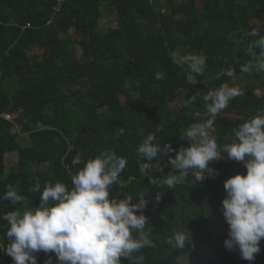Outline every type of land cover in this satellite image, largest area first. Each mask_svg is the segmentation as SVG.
Returning a JSON list of instances; mask_svg holds the SVG:
<instances>
[{
  "label": "trees",
  "instance_id": "obj_1",
  "mask_svg": "<svg viewBox=\"0 0 264 264\" xmlns=\"http://www.w3.org/2000/svg\"><path fill=\"white\" fill-rule=\"evenodd\" d=\"M162 2L65 0L56 11L58 0H0V216L38 207L40 193L30 191L37 180L41 192L46 183L57 181L71 189V177L88 160L111 151L125 157L127 166L110 196L119 200L130 195L135 203L142 192L148 201L145 231L155 247L133 254L144 258L141 264H180L182 258L187 264H264V239L251 262L224 245L229 230L222 209L224 182L246 174L241 162L228 160L221 151V159L209 165L217 173L214 178L193 184L190 171L183 184L167 189L140 174L136 154L149 133L157 135L161 147H189L180 136L197 122L192 112L203 111L202 97L225 83L243 94L216 118L212 135L218 146L235 142L234 129L264 114V72L256 71L248 51L264 37V0H199V6L197 0ZM103 5L120 19L119 28L105 33L98 30ZM178 50L206 57L203 75L178 60ZM222 70L234 74L217 79ZM245 77H252L249 89L235 82ZM10 80L18 86L12 93L5 85ZM193 96L196 101L185 107ZM22 136H28V146L20 144ZM8 156L17 157L9 168ZM76 156L81 162L73 165ZM167 160L161 161L162 171L150 169L153 177L178 174ZM8 185L26 198V207L2 199ZM7 227L0 219V246L10 243ZM180 231L191 236L184 249L168 243ZM36 256L38 264L49 256L57 264L55 253ZM0 264H14L3 249ZM121 264L132 261L122 259Z\"/></svg>",
  "mask_w": 264,
  "mask_h": 264
},
{
  "label": "clouds",
  "instance_id": "obj_2",
  "mask_svg": "<svg viewBox=\"0 0 264 264\" xmlns=\"http://www.w3.org/2000/svg\"><path fill=\"white\" fill-rule=\"evenodd\" d=\"M256 47L260 49L259 53L254 51ZM248 51L255 59L256 71L264 72V37L250 45ZM205 60L206 57L190 55L185 63L191 72L203 75ZM242 70L249 71V68ZM233 74L232 70H222L217 79ZM156 78L159 79V75ZM242 94L239 88L227 83L209 89L202 97L204 110L192 112V118L197 122L180 136L190 144L189 147L179 150L171 144L161 147L157 135L149 133L137 147L136 154L140 174L148 177L152 185L167 189L183 184L190 171L193 184L214 178L217 173L209 165L221 159V151L227 153L228 160L241 162L246 174H237L224 182L226 198L222 201V209L229 226L224 245L228 250L238 249L241 258L251 262L261 252L260 241L264 239V114L256 115L234 129L235 142L222 148L212 135L216 131L217 116L227 108L229 101ZM195 101L193 96L186 101L185 107H191ZM120 135H123V129ZM165 157L178 174L169 172L157 179L150 169L162 171L161 161ZM154 159L156 163H153ZM80 162V156H76L72 163ZM126 166L125 157L109 151L88 160L71 177V189L57 181L54 185L46 183L41 192L37 180L30 191L40 193L38 207L0 216L7 222L5 236L10 241L0 249L13 259L14 264H38L36 253L39 252L55 253L57 264H121L122 259L141 264L144 258H136L133 254L145 247H155L150 233L145 231L148 218L143 212L148 201L142 192L135 203L130 195L119 200L110 196V188ZM2 199L12 205L23 203L27 206L26 198L12 185L7 186ZM160 199L161 193H157L155 200L159 202ZM50 201L54 203L50 205ZM186 242H191V236L184 231L175 232L168 240L177 249H184ZM45 264H53V258L49 256Z\"/></svg>",
  "mask_w": 264,
  "mask_h": 264
},
{
  "label": "rangeland",
  "instance_id": "obj_3",
  "mask_svg": "<svg viewBox=\"0 0 264 264\" xmlns=\"http://www.w3.org/2000/svg\"><path fill=\"white\" fill-rule=\"evenodd\" d=\"M163 1L161 6L164 5V1L165 0H161ZM179 2L182 1V0H178ZM197 6H199V0H197ZM101 11H102V17L99 21V25H98V30L101 32V33H105V32H108L110 30H115L117 28H119V24H120V19L117 18L116 16V13L112 10V8H110L108 5H103V7L101 8ZM72 39L75 41V36L74 35H71ZM75 54L78 58H80V55H81V51L77 45L76 47V44H75ZM39 53V52H37ZM36 53V54H37ZM41 54V53H40ZM175 56L176 58L179 60V58L183 61L186 59V57L190 56L189 52L188 51H184V50H178L177 52H175ZM261 80H264V78H260ZM235 82L238 86H241V85H244V87H246V89H249L251 87V84L253 83L252 81V77L250 78H244V79H240V78H237L235 79ZM5 85L6 87L8 88L9 92H13L15 90L18 89V86L16 84V81L15 80H10V81H6L5 82ZM261 87H258V89L256 90V94L257 95H261L263 93V91L260 90ZM181 107V104L180 103H176L175 104V108L176 109H179ZM8 117H6L7 119ZM20 144L25 147V146H28L29 145V140H28V136H22L20 138ZM17 157H14V156H8L6 158V166L9 168L11 167V165H15L16 162H17ZM47 168V167H46ZM43 169H45V167H43ZM7 172H9V170L7 169ZM180 264H187L186 260L185 259H181L180 260Z\"/></svg>",
  "mask_w": 264,
  "mask_h": 264
},
{
  "label": "built area",
  "instance_id": "obj_4",
  "mask_svg": "<svg viewBox=\"0 0 264 264\" xmlns=\"http://www.w3.org/2000/svg\"><path fill=\"white\" fill-rule=\"evenodd\" d=\"M63 1H65V0H58V5L56 7V11H60L61 10V5H62Z\"/></svg>",
  "mask_w": 264,
  "mask_h": 264
},
{
  "label": "crops",
  "instance_id": "obj_5",
  "mask_svg": "<svg viewBox=\"0 0 264 264\" xmlns=\"http://www.w3.org/2000/svg\"><path fill=\"white\" fill-rule=\"evenodd\" d=\"M38 54V53H37Z\"/></svg>",
  "mask_w": 264,
  "mask_h": 264
}]
</instances>
